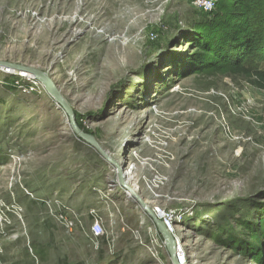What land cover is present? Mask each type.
<instances>
[{
  "label": "rangeland",
  "instance_id": "1",
  "mask_svg": "<svg viewBox=\"0 0 264 264\" xmlns=\"http://www.w3.org/2000/svg\"><path fill=\"white\" fill-rule=\"evenodd\" d=\"M243 2L0 0V61L50 72L144 198L179 214L188 264H264V91L225 65ZM21 78L0 69L1 264H171L112 168ZM54 197L80 215L72 236L35 201Z\"/></svg>",
  "mask_w": 264,
  "mask_h": 264
},
{
  "label": "built area",
  "instance_id": "2",
  "mask_svg": "<svg viewBox=\"0 0 264 264\" xmlns=\"http://www.w3.org/2000/svg\"><path fill=\"white\" fill-rule=\"evenodd\" d=\"M219 0H195V5L197 6V9L206 12V13H212L215 11L217 4ZM28 76V75H27ZM18 78V77H17ZM32 77H23L21 79L27 80L31 85L35 86L38 82L35 81ZM20 157V155H15V153L9 154V159L13 161L14 164H17L16 161L13 159L15 157ZM125 156V155H123ZM125 158V157H123ZM125 165V174H127L128 168L129 172H135V165H130L129 163L122 162ZM114 172V169H112ZM115 173V172H114ZM127 177V175H126ZM114 186H118L125 195L127 194L117 183L116 179L113 182ZM137 191H139V187H135ZM140 192V191H139ZM141 194V193H140ZM143 196V194H142ZM127 197V196H126ZM36 202H39L43 205L45 208L46 215L55 221L57 226L61 229V231L69 236H72L77 228L81 227V220L80 215L72 209L70 206L65 204L60 198L54 197L51 199H36ZM136 204V203H135ZM149 205L151 209L154 211V213L157 215V217L161 220V222L164 224L165 228L175 237L176 239V258L179 264H186L185 263V255L183 252L182 244H181V237L179 236V232L176 229V221L179 218V214L176 215V213L172 210H169L168 208H165L164 206H161L159 204H155L149 202ZM2 207L5 209L4 205ZM136 207L141 210V208L136 204ZM4 209H0V225H3V229L0 231V235H5V229L9 225L7 222V217ZM142 211V210H141ZM142 213L146 216V214L142 211ZM90 216L92 218L91 226L89 227V234H87V237L93 242L97 243L98 240H100L103 237V227H102V219L100 215L96 211H91ZM153 225V224H152ZM154 228V239L155 241H158L160 244L161 249H166L165 244L161 237H159L158 232L153 225ZM0 254H2V249L0 247ZM1 264V262H0Z\"/></svg>",
  "mask_w": 264,
  "mask_h": 264
},
{
  "label": "water",
  "instance_id": "3",
  "mask_svg": "<svg viewBox=\"0 0 264 264\" xmlns=\"http://www.w3.org/2000/svg\"><path fill=\"white\" fill-rule=\"evenodd\" d=\"M0 69L19 70L25 75L34 78L35 81L43 87L44 91L48 94L51 100L67 116V125L69 126L71 132L75 135V137L80 142L94 149L95 152H97V154L102 158V160L106 162L112 169H114L116 183L127 193V198L136 203L155 226L158 234L165 244V248L169 255L171 264H179L176 258L175 237L165 228L164 224L151 209L149 202L144 198V196H142V194H140V192L137 191L135 187H133L129 183L125 174V165L122 162L112 158V156L102 148L99 142L92 135L86 133L79 127L76 121L74 110L64 99L50 72H45L33 67L15 65L3 61H0Z\"/></svg>",
  "mask_w": 264,
  "mask_h": 264
},
{
  "label": "trees",
  "instance_id": "4",
  "mask_svg": "<svg viewBox=\"0 0 264 264\" xmlns=\"http://www.w3.org/2000/svg\"><path fill=\"white\" fill-rule=\"evenodd\" d=\"M244 2L247 17L241 28L240 44L231 45L225 51L228 53L225 60L226 70L233 76L244 78L254 88L264 91V0ZM219 3L220 0L217 7ZM77 123L86 132L82 124L79 121Z\"/></svg>",
  "mask_w": 264,
  "mask_h": 264
},
{
  "label": "bare ground",
  "instance_id": "5",
  "mask_svg": "<svg viewBox=\"0 0 264 264\" xmlns=\"http://www.w3.org/2000/svg\"><path fill=\"white\" fill-rule=\"evenodd\" d=\"M4 73L5 74H8V75H11L13 77H29L27 75H25L24 73H22L21 71L19 70H15V69H3ZM32 79V78H31ZM138 139V138H137ZM139 144V143H138ZM124 150V149H122ZM122 156V155H121ZM129 168H128V171H127V179L129 181V183L133 186V187H137V181H136V175H135V172H129ZM113 184V183H112ZM129 200V199H128ZM20 207V206H19ZM184 255L186 256V254L184 253ZM185 263L188 264V259L187 257H185Z\"/></svg>",
  "mask_w": 264,
  "mask_h": 264
}]
</instances>
